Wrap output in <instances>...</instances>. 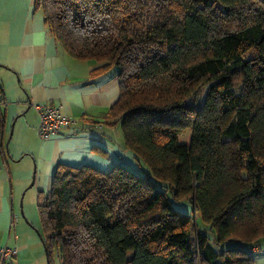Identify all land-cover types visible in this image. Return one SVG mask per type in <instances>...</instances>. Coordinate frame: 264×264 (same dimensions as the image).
<instances>
[{
  "label": "trees",
  "instance_id": "16d2710c",
  "mask_svg": "<svg viewBox=\"0 0 264 264\" xmlns=\"http://www.w3.org/2000/svg\"><path fill=\"white\" fill-rule=\"evenodd\" d=\"M35 5L69 55L102 63L92 74L116 68L105 118L139 166L57 164L37 194L48 264L54 249L60 264H253L264 247V0Z\"/></svg>",
  "mask_w": 264,
  "mask_h": 264
},
{
  "label": "crops",
  "instance_id": "0c3cea01",
  "mask_svg": "<svg viewBox=\"0 0 264 264\" xmlns=\"http://www.w3.org/2000/svg\"><path fill=\"white\" fill-rule=\"evenodd\" d=\"M101 64L69 55L49 32L35 0L0 5V245L18 248L14 264H40L31 259L40 245L17 217L20 191L33 175L38 194L50 189L58 163L102 170L124 163L139 169L136 156L124 147L120 126L105 118L119 86L116 68L91 73ZM34 102L59 108L75 124L40 139ZM253 264H264V253L254 255Z\"/></svg>",
  "mask_w": 264,
  "mask_h": 264
},
{
  "label": "built area",
  "instance_id": "2783aa9c",
  "mask_svg": "<svg viewBox=\"0 0 264 264\" xmlns=\"http://www.w3.org/2000/svg\"><path fill=\"white\" fill-rule=\"evenodd\" d=\"M0 102H4V91L0 80ZM37 115V135L40 139H49L75 124V119L63 114L59 108L48 103H32ZM18 255L16 246L0 245V264H14Z\"/></svg>",
  "mask_w": 264,
  "mask_h": 264
},
{
  "label": "rangeland",
  "instance_id": "374dc122",
  "mask_svg": "<svg viewBox=\"0 0 264 264\" xmlns=\"http://www.w3.org/2000/svg\"><path fill=\"white\" fill-rule=\"evenodd\" d=\"M32 181V180H31ZM29 182L28 185H26L21 191L19 195V200L17 202L18 207V220L24 223L27 227H30L32 231V236L36 239L37 245H40V248H37L39 252H36V255L31 256V259H34L37 261V259L40 261V264H48L47 258H46V252L43 246V243L41 241V238L39 236V233L42 231V225H41V217L39 214L38 209V201H37V193L35 191L34 186H30ZM176 207L184 210L186 212H191L190 207L185 205L176 204ZM20 209H22V212H20ZM192 213V212H191ZM193 214V213H192ZM258 253H264V247L261 248V250L254 253V255ZM51 264H60V258L57 253V251L54 249L51 254ZM36 262V263H39Z\"/></svg>",
  "mask_w": 264,
  "mask_h": 264
},
{
  "label": "water",
  "instance_id": "95a60500",
  "mask_svg": "<svg viewBox=\"0 0 264 264\" xmlns=\"http://www.w3.org/2000/svg\"><path fill=\"white\" fill-rule=\"evenodd\" d=\"M33 180H34V175H33V177H32V181H31V183H30V186L33 184ZM193 211H194V207H193ZM21 213H23L22 210H21Z\"/></svg>",
  "mask_w": 264,
  "mask_h": 264
},
{
  "label": "snow or ice",
  "instance_id": "6c2138e0",
  "mask_svg": "<svg viewBox=\"0 0 264 264\" xmlns=\"http://www.w3.org/2000/svg\"><path fill=\"white\" fill-rule=\"evenodd\" d=\"M3 2H4V0H0V5H2V4H3Z\"/></svg>",
  "mask_w": 264,
  "mask_h": 264
}]
</instances>
